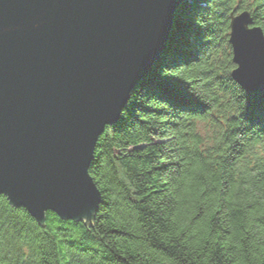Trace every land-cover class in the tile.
<instances>
[{
	"label": "trees",
	"instance_id": "16d2710c",
	"mask_svg": "<svg viewBox=\"0 0 264 264\" xmlns=\"http://www.w3.org/2000/svg\"><path fill=\"white\" fill-rule=\"evenodd\" d=\"M264 0H185L161 57L100 136L95 220L41 226L0 196V264H264V91L232 77L230 15Z\"/></svg>",
	"mask_w": 264,
	"mask_h": 264
},
{
	"label": "water",
	"instance_id": "95a60500",
	"mask_svg": "<svg viewBox=\"0 0 264 264\" xmlns=\"http://www.w3.org/2000/svg\"><path fill=\"white\" fill-rule=\"evenodd\" d=\"M185 0H0V196L92 223L96 146L161 57ZM233 79L264 91V31L230 15Z\"/></svg>",
	"mask_w": 264,
	"mask_h": 264
}]
</instances>
